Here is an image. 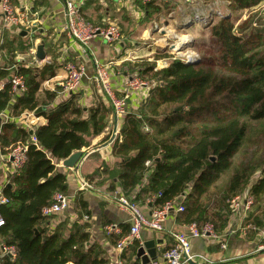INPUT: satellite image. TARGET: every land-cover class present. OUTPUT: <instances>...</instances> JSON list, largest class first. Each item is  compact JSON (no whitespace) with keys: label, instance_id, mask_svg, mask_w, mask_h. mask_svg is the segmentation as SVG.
<instances>
[{"label":"trees","instance_id":"trees-1","mask_svg":"<svg viewBox=\"0 0 264 264\" xmlns=\"http://www.w3.org/2000/svg\"><path fill=\"white\" fill-rule=\"evenodd\" d=\"M185 1L195 10L212 0ZM221 1L230 13L218 11L193 25H176L179 31L206 28L217 44L210 58L193 65L176 60L161 68L158 62L172 56L158 50L123 64V72L149 83V96L123 120L121 140L113 147L117 165L87 179L105 193L119 190L151 212L182 201L185 211L178 212L179 222L211 223L218 235L230 224L232 200L248 190L254 205L246 225L264 229V24L248 18L238 25L264 0ZM143 9L150 22L169 7L152 3ZM31 48L21 50L29 53ZM15 76L25 80L22 93L12 90ZM55 76L56 65L50 61L33 68L12 56L0 66V84L5 82L0 116L10 112L9 121L0 125L1 152L7 159L15 147H28L25 165L9 175L3 188L9 203L0 205V249L14 247L17 257H4L0 264H110L107 251L92 240L91 224L84 219L91 212L82 195L72 204L78 214L74 221L43 214L57 193H69L67 175L59 165L91 148L113 113L97 94L94 104L86 106L81 90L56 105L62 88L42 89ZM32 112L47 120L34 137L18 123ZM130 230L124 226L120 235H109L111 244L116 247ZM139 246L137 241L124 251V264H140L134 259Z\"/></svg>","mask_w":264,"mask_h":264},{"label":"crops","instance_id":"crops-1","mask_svg":"<svg viewBox=\"0 0 264 264\" xmlns=\"http://www.w3.org/2000/svg\"><path fill=\"white\" fill-rule=\"evenodd\" d=\"M66 1L67 0H30L27 8L22 9V12L26 14L32 22V28L30 30L6 26L2 22L0 16V54L2 57V65L12 56L15 62L23 63L19 62L17 58L20 55L27 56L29 53L27 52L28 50H21V48L29 45L37 49V46L43 42L46 53V60L43 64L48 61L51 63L53 62V64L56 65V76L45 81L42 84V89L55 91L58 87H61V83L67 77L65 70L67 63L73 62L82 64L86 69V75L80 89L81 92L84 93V104L86 106L93 105L94 95L97 94L104 100V103L112 109L105 99L100 86L96 82V65L99 64L110 69L112 72V85L117 95L119 97L128 95L129 112L136 113L141 103L149 96L148 90L146 88H140V90L130 89L127 83L131 77L126 72L122 71V66L126 62L134 61L142 54L148 53L147 55L149 56L156 51L150 48L151 46L144 48L142 44L137 41V38L148 39L154 37L150 28H147L148 23H151L155 17L154 20H157V18L164 16V13L162 12L155 16L149 22L145 17L143 9L144 4L141 0H73L76 4L81 6L84 16L93 26L107 28L111 25H115L123 34V40L118 44H108L101 37L95 38L90 42L87 52L84 53L78 44H76V42L64 31L67 12ZM172 1L173 0H170L167 6L170 12L169 17L175 19L173 13L181 8L176 4L172 5ZM175 1L177 3L178 0ZM184 1L185 0H182V3L185 5L186 9L180 15L179 24L177 21L174 23L175 26H184L183 23H185L186 17L188 18L194 10L192 7L193 5H189ZM196 1L200 2L203 0ZM221 2L225 3L224 1ZM260 6L264 7V2L258 7ZM162 23L165 27L169 25L168 22L166 23V20ZM8 53L10 55H8ZM29 57H26L29 61L37 60L36 52L33 57ZM4 84L5 82L0 84V90L4 88ZM67 99L68 95L60 93L55 104L58 105ZM53 107L54 106L51 105L50 109ZM9 113L8 111L0 116L1 124L9 121ZM123 120L124 118L115 121V116L112 113L105 133L99 138L92 140L91 148L82 150L83 152H88L89 155L83 161L78 171L62 167V163L59 165L62 171L67 175L69 182L68 196L71 199L70 207L62 215L63 218L69 217L71 221L77 218L78 214L72 204L78 194L82 195L85 201H87L88 208L91 212V217H89L90 219L88 218L87 221L91 224L90 233L92 240L99 243L107 251L110 264H116L119 253L116 247L111 244L106 227L113 224L120 228L131 226L129 215L109 197V194L113 192L105 193L103 189L99 188H95L97 190L93 192L79 191L78 187L82 180L94 177L98 170L105 167L114 168L117 165L118 159L113 154V147L118 139L121 140L120 129ZM46 122L47 120L45 117L38 116L34 112L25 114L18 120V123L29 131H34V133L37 128L45 125ZM116 126V139L113 143L108 144ZM4 156L5 155L2 154L0 149V192L2 187L8 184L9 175L12 173L11 166ZM247 192H249V190L246 191V193ZM181 202L180 204H182ZM178 206L179 202L176 204V207ZM140 209L146 215L151 214L149 207L144 206L140 207ZM79 211H81V209ZM244 215L243 210H233L230 224L222 234V236H224V243L227 245L226 249H223L220 243L210 238L192 239V252L194 255L198 256V259L189 264H264V249H260L264 247V229L257 230V233L249 231L246 236L241 235L240 228L246 226V215ZM178 218V212L176 210L172 211L166 220L165 230L163 232L143 230L140 238L136 240L140 245L143 242H155L158 264H167L165 254L175 244V239L172 234L185 231L186 226L179 222ZM126 254L127 257L131 256L129 250L125 253V256ZM134 259L137 260L136 256ZM138 261L142 264L140 260Z\"/></svg>","mask_w":264,"mask_h":264},{"label":"built area","instance_id":"built-area-1","mask_svg":"<svg viewBox=\"0 0 264 264\" xmlns=\"http://www.w3.org/2000/svg\"><path fill=\"white\" fill-rule=\"evenodd\" d=\"M30 0H0V16L2 22L9 27L14 28H24L30 30L32 28V22L29 20L26 14L22 12V9H26L28 2ZM144 5L155 4L157 6H166L170 0H141ZM221 0H217L216 3ZM212 4H206L200 8L193 10L188 17L189 20H196L207 18L213 16L215 12L219 9L211 7ZM66 24L64 31L67 35L78 44L80 49L85 53L87 52L90 42L98 37L103 38L108 44H118L123 40L122 31L115 25H111L107 28L94 27L84 16L81 6L76 4L73 0L66 1ZM210 8V11L208 12ZM203 12V14H198ZM209 13V14H208ZM158 26L156 23L154 24ZM179 45L182 47L186 45L187 36L176 37ZM36 52L35 48L29 51V56L33 57ZM179 52V51H177ZM180 53H183L180 51ZM20 55L17 59L19 62H23L24 65L33 68H40L43 62L37 60H27L26 57L29 56ZM0 54V66H2ZM30 58V57H29ZM193 60L198 62L197 57L194 55L188 56L182 62ZM18 63V62H17ZM67 77L61 83V88L64 95H69L77 92L81 89L83 79L86 75V69L82 64H76L69 62L65 66ZM111 71L108 67L102 65H96V82L100 86L105 99L108 101L109 106L113 109V115L119 119L125 118L129 113L128 99L129 96L119 97L112 85ZM13 92L22 93L26 90V83L23 77L15 76L13 78ZM128 87L133 89L135 87H145L144 82L140 81L136 77H131L128 81ZM32 124V121H31ZM117 136V134H116ZM33 142L36 143V139L33 138ZM28 152L27 146H17L13 149L12 153L6 159L8 164H10L12 172L20 170L26 162V154ZM7 185V184H6ZM5 186V185H4ZM3 188L0 192V205L8 204L9 200L3 195ZM79 191H96L95 187L90 184L87 180H82L78 187ZM119 207L129 215V222L131 225L130 233L120 239L116 246V250L119 255L117 257L116 264H124L122 259V254L126 249L131 247L136 240L140 238L141 232L143 230L163 232L165 230V223L169 214L176 210L177 212H184L185 208L182 204L176 205L168 204L164 208L156 209L151 212L150 215L144 214L140 207L134 203L132 200L128 199L122 195L119 191H115L109 194ZM71 199L68 195L63 193H57L53 198V203L51 206L46 208L43 212L44 216H62L70 207ZM234 211H244L245 218L247 219L248 213L251 211L254 205V198L247 192L242 196L234 198L231 202ZM86 221L88 217L84 218ZM245 219V220H246ZM4 225L3 219L0 218V228ZM240 233L246 236L250 230L257 229L248 224L240 228ZM107 233L109 235H120L121 228L117 225H109L106 227ZM175 239L174 246L165 254V260L167 264H189L195 262L198 256L194 255L191 248V240L195 238H210L215 242L221 244L223 249L227 248L226 243H224V236L218 235L216 233L215 227L211 223L199 226L197 224H191L185 227V231L181 233L172 234ZM260 249H264L261 247ZM10 256L12 258L17 257V250L14 247L3 246L0 249V261L4 257ZM153 264H158L157 262Z\"/></svg>","mask_w":264,"mask_h":264},{"label":"rangeland","instance_id":"rangeland-1","mask_svg":"<svg viewBox=\"0 0 264 264\" xmlns=\"http://www.w3.org/2000/svg\"><path fill=\"white\" fill-rule=\"evenodd\" d=\"M193 1H196V0H193ZM216 2L217 0H213L210 3L212 4L211 7H215L219 9V12L221 14L230 13V11L226 8L227 7L226 3H223L221 1L218 3ZM171 3L172 5L176 4L181 8L173 13V17L175 19H171V17H169L170 12L167 9L163 10L164 16L157 18V20H154L156 18L155 17L153 21L151 22L152 24L148 23V26L146 24L147 28H150V30L152 31L154 37H150L148 39H142L138 37L137 41L140 42L144 48L151 46L150 48H152L153 50L154 49L156 51L159 50L165 54H170V56H172V59H163L158 62V65L161 68L169 66L171 62L176 61V60L183 61L188 56H191V55L196 56L198 62L200 60L210 58L212 54L215 53V51L217 50V44L212 40L207 29L206 28L202 29L201 26L198 25V26H194L193 28H190L189 30L182 31V32L176 30V26L174 23L177 21L179 24L180 22L179 19L181 18L180 15L184 12L186 7L182 3V0H178L177 3L175 0H173ZM209 11H210V8L208 12ZM248 13H247L248 17H245V18L243 17V19L240 20L241 22L239 21L240 23L238 25L244 24L247 20H249L248 18L253 20V24L256 23L258 25L260 20L263 21V24H264V7L262 6L257 7L253 9V11L249 15ZM236 16H238V14H236ZM252 16H255V19H253ZM164 20H166V23L168 22L169 24L167 27L162 25L163 24L162 22ZM186 20H189V18L186 17ZM155 23L158 25L157 27L154 25ZM253 27L256 28L255 26ZM178 35L187 36V39H186L187 41L185 43L186 45H184V50L182 51L183 53L177 52L178 50L182 48L181 45L177 44L178 40L176 39V37ZM171 47H173L176 51L171 50ZM152 55H154V53L151 54V56ZM135 76L136 75H134V77ZM136 78L144 82L146 86L142 88H146L149 94V90H150L149 83L144 80H141L138 76H136ZM133 90H140V88L135 87L133 88Z\"/></svg>","mask_w":264,"mask_h":264},{"label":"water","instance_id":"water-1","mask_svg":"<svg viewBox=\"0 0 264 264\" xmlns=\"http://www.w3.org/2000/svg\"><path fill=\"white\" fill-rule=\"evenodd\" d=\"M194 22H199V19L186 20L185 23H183V25L190 26V25H193ZM171 50H175V49L171 47ZM183 50H184V46L178 51L180 52ZM36 58L43 63L46 60L45 46L43 42H41V44L37 46ZM183 63L186 65H193V64H196L197 62L193 60H189ZM115 121H118V118L116 116H115ZM116 131H117V126L114 128V131L110 137L108 144H111L115 141L116 134H117ZM30 135L34 137L35 135L34 131H30ZM88 155L89 154L87 152H83V151L75 152L74 154H72V156H70L68 159L62 162V167L66 169H73L75 171H78L83 161L87 158ZM211 160L214 162L216 161L215 158H211ZM136 259L140 260L142 264H153L157 262L158 254L155 248V242H143L137 250Z\"/></svg>","mask_w":264,"mask_h":264},{"label":"bare ground","instance_id":"bare-ground-1","mask_svg":"<svg viewBox=\"0 0 264 264\" xmlns=\"http://www.w3.org/2000/svg\"><path fill=\"white\" fill-rule=\"evenodd\" d=\"M198 14H199V15H200V14H203V12H199Z\"/></svg>","mask_w":264,"mask_h":264}]
</instances>
